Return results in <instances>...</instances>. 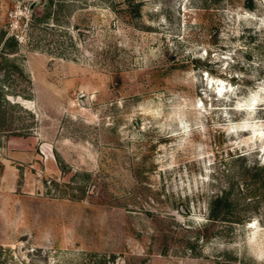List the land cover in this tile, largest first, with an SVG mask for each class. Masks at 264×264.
<instances>
[{
	"label": "rangeland",
	"instance_id": "obj_1",
	"mask_svg": "<svg viewBox=\"0 0 264 264\" xmlns=\"http://www.w3.org/2000/svg\"><path fill=\"white\" fill-rule=\"evenodd\" d=\"M253 1L0 0V264H264Z\"/></svg>",
	"mask_w": 264,
	"mask_h": 264
},
{
	"label": "trees",
	"instance_id": "obj_2",
	"mask_svg": "<svg viewBox=\"0 0 264 264\" xmlns=\"http://www.w3.org/2000/svg\"><path fill=\"white\" fill-rule=\"evenodd\" d=\"M241 5H243L244 7L248 8V9H252V8L254 7V1H253V0H241ZM134 11H136V12L138 11V10H137V5H136ZM8 38H9V41H10L9 43H13V42H14V39H13L12 36L7 37L6 39H8ZM217 200H218V198H216V199L212 202V207L215 205L214 203L217 202ZM212 207H211V208H212Z\"/></svg>",
	"mask_w": 264,
	"mask_h": 264
}]
</instances>
